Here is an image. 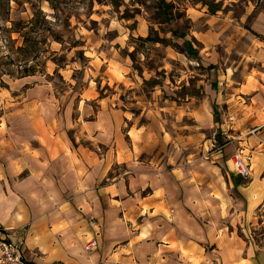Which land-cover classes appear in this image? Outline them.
<instances>
[{"label":"crops","instance_id":"0c3cea01","mask_svg":"<svg viewBox=\"0 0 264 264\" xmlns=\"http://www.w3.org/2000/svg\"><path fill=\"white\" fill-rule=\"evenodd\" d=\"M261 17H256L262 38L254 41V57L262 70L256 69L248 89L245 80L236 88L233 133L223 129L225 122L217 124L234 144L224 153L249 152L251 172L243 177L232 162L224 175L214 163L225 187L196 181L193 168L175 167L170 153L163 163L127 156L114 111L103 106L82 124L98 131L91 138L105 145L99 152L72 145L57 106L44 101L46 84L16 100L0 130V226L10 238L23 240L29 264H264V243L254 231L264 223ZM36 97L41 100L33 102ZM119 150L130 162L113 174ZM92 238L97 244L86 249Z\"/></svg>","mask_w":264,"mask_h":264},{"label":"rangeland","instance_id":"374dc122","mask_svg":"<svg viewBox=\"0 0 264 264\" xmlns=\"http://www.w3.org/2000/svg\"><path fill=\"white\" fill-rule=\"evenodd\" d=\"M59 1L61 10L55 14L48 0H0V130L9 123L16 100L43 83L48 86L44 101L57 106L72 145L104 151L105 145L91 138L98 131L82 126L103 106L114 111L112 119L122 132L127 156L163 163L170 153L175 167L193 168L195 180L225 187L212 165L218 163L227 175L236 150L224 153L234 144L217 124L225 122L223 129L233 133L232 112L237 107L232 104L240 99L236 88L245 80L242 86L248 89L256 69L262 70L254 57V41L262 38L256 17L262 16L264 25V0H168L173 16L163 22L154 17L158 0ZM37 8L46 13V21L39 16L36 29L51 25L60 39L46 31V36H36L27 54L14 50L22 37L12 29L30 26ZM148 34L165 39H147ZM9 35L15 38L11 48L4 44ZM184 39L197 52L182 50ZM34 51L28 64H35L34 69L18 76L17 59L31 58ZM7 54L13 62H7ZM37 100L41 98L33 102ZM120 152L113 174L130 162ZM254 231L264 243V223Z\"/></svg>","mask_w":264,"mask_h":264},{"label":"trees","instance_id":"16d2710c","mask_svg":"<svg viewBox=\"0 0 264 264\" xmlns=\"http://www.w3.org/2000/svg\"><path fill=\"white\" fill-rule=\"evenodd\" d=\"M48 2L50 3V6L52 9H54L55 14L61 10V7L59 6L60 1L59 0H48ZM172 6L173 3L172 1H168V0H158L157 4H156V12L154 15V17H156L159 22H163V21H168L170 18H172L173 14H171L172 12ZM216 7H212L211 9H215ZM34 14H36V18H34V21H30L31 24L30 26H26V28H23L24 25H18V26H14V28L12 30L16 31L19 33V35L22 37V43L18 44L15 46L14 50L16 51H23L25 54H27L29 51H31L34 47V44L36 41V36L39 34L45 35L43 34V32L46 33L47 31V35L49 33V35L54 38V39H60V36L58 34H56V32L54 30H52V26L51 25H47V26H42V28H38L36 29V25L38 24L37 21L40 18L42 19V21H46V13L42 12V10L40 8H37L36 10H34ZM173 33L178 34L179 36H183V32H179L177 33L176 30H173ZM46 36V35H45ZM157 38H153L151 35H147L146 38L147 39H151V40H160L163 41L165 38H159V36H156ZM14 41L15 38H12L10 35L8 38H6V43L5 46H8L9 48H11L12 46H14ZM163 44H165V42H162ZM183 45L184 48H181L182 50H186V52H191V53H195L197 52L195 50V47L192 45V43L190 42V40L188 39H184L183 40ZM137 47L135 46L134 49L132 50V52H130V55L133 56V53L136 52ZM35 51L33 52V55L31 58L29 57H21L17 59V63H19V74L18 76H22V75H26L28 73H31L32 70L34 69L35 64H33L32 66H28V64L30 65V59H33V57H35ZM81 55H82V51H81ZM6 57L8 58L7 62H13V58L10 57L8 54L6 55ZM132 59L135 60L134 57H132ZM7 60V59H6ZM4 60V61H6ZM3 62V61H1ZM5 69V68H4ZM8 73H12L11 71L7 70Z\"/></svg>","mask_w":264,"mask_h":264},{"label":"built area","instance_id":"2783aa9c","mask_svg":"<svg viewBox=\"0 0 264 264\" xmlns=\"http://www.w3.org/2000/svg\"><path fill=\"white\" fill-rule=\"evenodd\" d=\"M243 150L242 148L236 150L232 156V162L234 170L246 177L251 172V154ZM2 229L4 228L0 226V264H29L23 254V240L21 238H10L7 232ZM96 244L97 240L92 238L84 244V247L88 249Z\"/></svg>","mask_w":264,"mask_h":264}]
</instances>
